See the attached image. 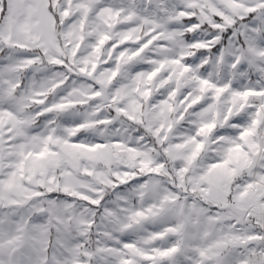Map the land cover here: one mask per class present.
Returning a JSON list of instances; mask_svg holds the SVG:
<instances>
[{
    "label": "snow or ice",
    "instance_id": "6c2138e0",
    "mask_svg": "<svg viewBox=\"0 0 264 264\" xmlns=\"http://www.w3.org/2000/svg\"><path fill=\"white\" fill-rule=\"evenodd\" d=\"M0 264H264V0H0Z\"/></svg>",
    "mask_w": 264,
    "mask_h": 264
}]
</instances>
